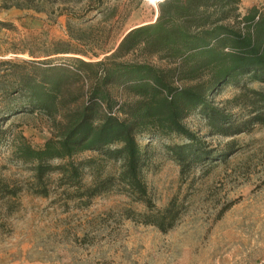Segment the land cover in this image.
Instances as JSON below:
<instances>
[{
    "label": "rangeland",
    "instance_id": "obj_1",
    "mask_svg": "<svg viewBox=\"0 0 264 264\" xmlns=\"http://www.w3.org/2000/svg\"><path fill=\"white\" fill-rule=\"evenodd\" d=\"M162 1L104 0L91 11L93 0H0V264H264V125L251 120L263 83L244 76L208 94L223 128L200 110L183 121L207 160L180 163L171 147L188 144L183 136L139 135L145 195L124 180L122 160L87 151L40 173L25 152L52 138L53 120L32 110L20 82L103 60L154 23ZM238 3L242 17L264 9Z\"/></svg>",
    "mask_w": 264,
    "mask_h": 264
},
{
    "label": "trees",
    "instance_id": "obj_2",
    "mask_svg": "<svg viewBox=\"0 0 264 264\" xmlns=\"http://www.w3.org/2000/svg\"><path fill=\"white\" fill-rule=\"evenodd\" d=\"M93 2L89 10H101L104 0ZM238 4L163 0L156 21L131 29L103 60L77 59L72 67H47L40 79H23L20 86L29 106L53 120L52 138L40 149L25 151L39 172L50 161L98 152L122 160L124 180L145 195L139 135L183 136L189 143L171 147L175 158L182 164L207 160L183 121L200 110L215 128H223L226 120L210 108L208 94L244 76L264 84V9H251L242 17ZM183 82L195 84L176 87ZM73 85L79 86L83 101L75 97ZM259 95L264 103V94ZM251 120L264 125V108Z\"/></svg>",
    "mask_w": 264,
    "mask_h": 264
}]
</instances>
